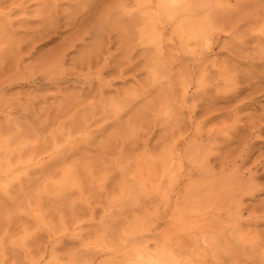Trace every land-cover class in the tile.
<instances>
[{
	"label": "rangeland",
	"instance_id": "1",
	"mask_svg": "<svg viewBox=\"0 0 264 264\" xmlns=\"http://www.w3.org/2000/svg\"><path fill=\"white\" fill-rule=\"evenodd\" d=\"M10 1L11 0L2 1L0 3V11L2 10V5L9 4ZM41 1L43 0H26L24 3L25 7L22 10L11 13L10 16L0 12V31L3 32L1 36L5 34L3 37L5 39L0 37V264H128V262L134 260L137 253H143L148 248L151 249L154 246V241L158 237L153 233L152 220L155 205L154 203L152 204L150 200L151 195L147 193V190L144 191L143 186L137 183L133 177L135 173V171H133L135 170L133 169L135 163L134 156L142 152V144L139 145L141 142L138 140L137 145L127 147L129 150L131 149V153L123 152V154H121L116 146L104 148V152H101V154L99 153L100 151L96 149L98 144L100 145L106 142L105 140L109 138L108 136H110L112 132L114 133L111 135L112 138L118 136L116 133H118V129L121 128H118L117 125H113L114 127L109 126L108 129L107 127L105 128V126L102 127L103 125H108V123L112 124L113 122L110 121L116 119L117 115L113 114L112 110L117 109V105L114 107L111 105L106 107V109H108V107H110L109 109L113 107L111 111H108L109 114H99L95 116L99 117L101 121L98 118L97 120L96 118L90 120V122L94 123H89V125H91L89 128L91 129L88 128V130H90L91 134L90 132L88 133L94 137L88 134L89 141H86V139L82 140L87 135L86 132L80 133L83 131L82 129L80 132L77 131L78 129H73V131L70 129L69 135L73 136L68 137V128H64L66 134L62 135V138L65 137L67 139L66 143L70 141L69 144H72L74 140L78 138L79 141H77L80 143L82 140V142L79 149L75 148L77 152H72L73 154H70V156L67 154V159L62 161V163L54 160V157L59 158L58 155H61L60 152L55 153L56 149H51L52 152H50L51 150L43 152L44 154L42 155L38 154L39 157L33 156L35 153L33 154L31 152L30 147L31 141L35 138L31 140L30 137H35V135L27 138L30 140L28 143L25 141L26 144L24 147V137L22 139L18 137L19 139L17 138L15 140V136H12L15 130L13 129L12 132H8L11 131L13 122L11 118H7L5 114L6 111L13 110L14 107L13 111H17L18 113L22 112V107L24 109L29 106L26 97L32 96L35 93V87L28 78V73L30 72L29 68L35 65L39 60H42L41 58H46L52 54L74 30L72 27L62 25L59 28H55V30L47 29L41 31L40 26L42 27L43 24L42 14L39 12L42 7ZM107 1L109 3V0ZM107 1L104 4H107ZM118 1L123 2L122 0ZM126 1L123 3H126ZM129 1V4H127L128 2L126 3V10L135 12L137 6L131 0ZM132 3L134 5H132ZM229 3L233 4L234 0H230ZM260 3L264 4V1L261 0L259 2V7L264 6ZM110 4H107V6ZM69 5L68 1L63 2L62 8L60 7L61 11L59 10V12L64 14L65 12L63 13V11H71ZM258 9L260 11V8ZM262 11H264V9H262ZM262 11L260 12L262 13ZM261 16L264 17V13H262ZM262 17L259 18L261 20L254 21L255 23L249 21V24L252 22V25L247 24L248 30L250 29V31L246 30V33L249 32L247 38L251 39L248 40L246 38L248 43L246 42V45H244L246 47L244 48V52L243 50L240 52L243 54H241V57H239L240 55L232 56L230 54L228 43L230 42L229 37L231 35L221 32L220 41H218L215 49L211 53L205 51V53L199 55L200 45H197L196 42L191 39L188 40L186 46L183 47V52L187 54L189 58L194 55L196 57L202 56L206 58L204 66L207 68L202 71L198 69L189 71V68L184 70L182 63H179L178 60H174V62L170 64L171 67L167 66L169 60L165 62L163 59L153 65L152 67L155 69V75L161 87H166L168 83H173V91L167 93L165 96V98L169 100L168 102L162 97V105L159 103L158 105H149V107L146 105L145 108L142 104L143 110H141L142 113L138 116L139 118L136 116L133 117L134 115L131 114V111L130 113L128 110V113L123 111L125 107L120 108L122 105H118V111L121 112L122 109L124 113L121 112L123 115L121 116L122 119H120L122 123L124 122L123 126L125 124L126 128H129L128 123L132 125L134 122H138V125L135 123V126L137 125L138 128L142 127L140 125L145 123V125L148 126L146 127L143 124V127L146 128H144L145 130L148 129V131L151 127V129L154 127L156 135L153 134L151 137L149 144L150 149L148 148L147 152L153 150L151 146L155 141L154 138L157 139L159 136L161 137V135L164 136L159 139V143L164 144L181 137L180 134H178V137L176 130H173V133H171L168 127L167 132H169V134L166 137L164 135L166 134V130H163L166 125L170 126V122L173 123V118L177 116V114L182 116L183 113L184 115L182 117H184L185 120L186 133L191 134L194 127L200 132V139H196L191 135L184 139V141L189 144L186 160L191 161L188 165H185H187L191 171L193 169V174L188 176V180L194 187L189 188L188 195L196 200V203L188 202V210L180 211V215L183 214L184 216L181 221L185 220L184 224L187 227L192 226L190 225L191 223H195L193 219H199L198 221H200L202 218L207 216L210 217V211H213L216 206L212 199H210L211 201L209 200L208 203L203 202L201 187L214 185V175L216 177L218 175L219 154L233 155L242 151L244 152L243 156H245L249 151L244 166H253V171L256 176L255 180L259 183L257 187L262 188V190H259L260 192L258 191V193L254 195V199L248 197L245 201L257 202L259 199L264 198V184H262L264 183V59L260 57L264 54V50H262V52L260 51V49L264 48V46H262L264 45V43H262L264 39H260L261 42L259 39H257L258 41L255 40L256 38L264 37V34H262V32H264V23H262L264 22V18ZM245 29L247 28L245 27ZM250 33L252 35H250ZM256 34L257 36H253ZM260 35L262 36L259 37ZM1 40L3 42H1ZM11 40H13L14 43ZM87 40L90 42V39ZM9 41L12 43V46L14 45L17 47L13 46L14 49L12 54V46ZM227 41L229 42L227 43ZM167 43L169 44V41ZM167 43L163 44L164 46L161 48L160 52L172 53L175 59V55L178 53L177 51L179 49L170 44L168 46ZM16 44L22 47V51L16 50L19 49V46ZM115 45L111 47L112 51H114ZM165 45L167 46L165 47ZM255 49L259 50L255 51ZM18 51L19 53L21 52L20 55L17 53ZM14 52H16L17 55L14 54ZM78 54V51H73L70 52L69 56L71 58ZM250 55H252V57ZM253 56L256 57V60ZM12 57L15 59L12 60ZM70 58L65 63L67 66L70 65ZM14 60H18L17 62L19 63L21 62L19 67L16 66L17 62H14ZM25 65L28 68H25V71L23 70L22 72V66ZM19 68L22 69L18 71ZM14 70L16 71V74H14L15 77L12 76ZM138 74V76L136 75L137 78H143V73L140 72ZM169 74L170 76H168ZM180 79L183 80L184 84L190 79L195 85H197L196 81H198V83L200 82L201 85L199 84V86L203 89H200L201 91L199 90V93H202L201 95L203 97L199 94V96L196 97L197 100L195 98L194 100L192 99V101L190 98L187 104H191L182 105L183 107L178 105L180 102H176L173 105L171 102L172 95L177 99V96L182 92L181 85L178 82ZM132 83V79L128 80L129 85ZM114 84V87L120 86L122 88L126 86H123L121 82H116ZM81 89H87V86H82L77 83L74 85L69 84L67 87H62L60 89L55 86H49L46 90L39 89L40 91L38 90L36 92L37 94L40 92L38 97H41V93L48 94V97H46L47 103L51 106L59 105L61 107L62 105L60 104L63 103V97L77 93ZM188 89H190V91L193 90L191 86ZM204 89L205 91H203ZM111 90H108L110 92H106V94L108 93L107 95H110L115 93L113 91L114 89ZM151 98L152 97L148 98L146 103L149 102ZM204 98L207 100L205 101ZM89 99L90 98H88V101ZM203 100L205 104L197 105L198 107L195 108V111H193V113L191 112L194 115V122L191 123L189 118L186 119L190 115V113H188L190 110H187L185 106L192 109V103H200ZM35 103L37 104L38 102L35 100L33 104ZM36 104L34 105L35 108L36 106L38 107L39 103ZM135 106L134 109H139V107H137L139 105ZM140 109L142 108L140 107ZM67 110L69 109L67 108ZM70 113H68V111L67 114L66 112L65 114L62 113L61 118L59 119L58 117L54 119V122L52 119L48 121L46 125L47 129H45L47 133L58 128L61 130L62 126L59 125L60 121H62L61 123L67 122L66 124L68 125V122L70 123L72 118H70V116H72V113L71 115ZM113 115H116V117L114 118ZM75 116H78V114ZM130 116L133 118L130 119ZM141 116L144 118L147 117V120L145 121ZM19 117L20 119L18 118V120L24 122V117ZM140 117L144 120L143 122ZM134 118H138V120ZM61 119L66 120L63 122ZM128 119L130 120L128 121ZM152 122H154V124L151 125ZM163 122H165V124ZM160 123H163V125ZM164 125L165 127H163ZM9 126L12 127L10 128ZM123 126L122 131H124ZM4 127H6V129ZM101 131L105 134L100 133ZM10 133H12V135ZM81 134L85 135L81 136ZM145 136L146 135H144V138ZM209 136L213 137L210 142L208 141ZM10 137H13V140ZM91 137L95 139L93 140ZM62 138L61 140L58 139V142L64 145L66 143L64 140L62 141ZM51 141L47 145H51ZM83 141H86L85 143L88 142L87 145L84 144ZM91 141L92 143L95 142L93 144L94 146ZM6 144L9 147L8 150L2 148V146L6 147ZM32 144H34V140ZM69 144L67 143L66 146H70ZM214 144L220 146V148H218V153H216L217 151H215V149L209 151V148H212ZM82 147L83 149L86 147L84 149L85 152ZM52 154H56L57 157L55 155L52 157ZM214 154L215 156H213ZM30 156L32 161L29 160ZM40 156L44 159H39L40 164H43L45 160L48 161L47 167L50 168H47L46 163H44V170L47 169L46 171L40 169L38 165L39 163L37 161L38 158H41ZM83 156L85 157L83 158ZM47 158H51L54 161ZM205 160L206 162L208 161L209 164H214V171L209 172L211 176L207 175L208 177H212V180L210 178L207 180V176L203 174V169L199 166L200 163ZM127 162H129V164ZM35 163L38 166L35 167ZM55 163L61 164L56 166L57 164ZM70 164H73V166ZM74 164L76 165L74 166ZM26 166H28V168H26ZM197 168L199 171H196ZM25 169H29L27 170L28 172ZM31 169L33 170L31 171ZM215 172L217 174H212ZM214 186H212L211 189H213ZM197 189H199V191ZM212 196H214V191ZM212 196L211 198L214 199L215 196ZM86 202H90L91 204H87ZM86 206L91 207H88L89 211L87 210L88 208L86 209ZM76 221H78V223ZM198 221L196 223H199ZM162 227L168 228L167 225L166 227H164V225ZM248 227L253 231V233L251 231L252 234L258 232L259 236H264V221L255 226L252 224L248 225ZM62 230L66 231L64 232L65 234L63 232V234L61 233ZM67 231L69 232L67 233ZM60 233L61 236L57 237ZM178 233H182V231ZM251 233L250 235H252ZM49 234H52V236L49 237ZM202 234L200 233L198 236ZM39 235L40 237L37 239L36 236ZM262 236L261 238H264ZM158 240L159 238L157 241ZM198 241L200 243V236L198 237ZM262 245H264V242H262ZM187 248L189 247H182V250L185 252ZM122 253L125 255H122Z\"/></svg>",
	"mask_w": 264,
	"mask_h": 264
},
{
	"label": "bare ground",
	"instance_id": "2",
	"mask_svg": "<svg viewBox=\"0 0 264 264\" xmlns=\"http://www.w3.org/2000/svg\"><path fill=\"white\" fill-rule=\"evenodd\" d=\"M2 1L6 0H0V3ZM25 1L26 0H11L9 4H6L7 6L2 5V10L0 12L2 14L10 16L11 13L22 10L25 7ZM65 1H68V3L70 4L69 6L71 8V11H63V13H65L62 14L59 12V10L63 5V2ZM65 1L43 0L41 1L42 4L40 2L42 7L39 12L42 14L43 22L42 27L40 26L41 31L47 29L55 30V28H59L62 25L66 27H72L74 28V30L52 54H50L46 58H41L42 60H39L35 65L29 68L30 72L28 73V78L35 87V93L33 92L34 95L32 96L26 95V100H28L29 106L25 107L24 109L22 107V112H19L21 114H19L17 111H13L14 107L13 110H9V108V111H6L5 114L7 118H11V121L13 122V127L11 126V128L9 126L11 128V131L8 132H12L13 129L15 130L13 135L12 133H10L12 136H15V140L18 137H21V139L24 137V141L22 140L24 142V147L25 144L30 140L27 138L35 135V137H30L31 140L32 138H35L33 139L34 144H32L33 140L31 141V152L33 154L35 153V155H32L37 157L38 154L42 155L44 154L43 152H48L51 149H56L55 153L60 152L61 155H58V153L57 155L59 158L54 157V160H56V162L62 163V161H65V159H67V154H69L70 156V154H73L72 152H77L75 148L79 149V147H81L82 140L86 139L87 141L89 136H93L90 135L91 132L90 130H88L89 126H91L89 125V123H94L90 122V120L94 118H96V120L97 118L100 120L99 117L95 116L99 114L107 115L108 111H111L112 108L117 105V109L112 110L113 114L117 115V117L116 115H113L114 118L116 117L114 121H110L113 123H108V125L106 124L101 126H105V128L107 127L108 129L109 126L117 125L118 128H121L118 129V133H116L118 134V136H114L112 138L111 135L114 134L112 132V134L110 135L111 138L110 136H108L109 138L105 140L106 142L101 143L100 145L98 144L96 149L100 151L99 153L101 154V152H104V148H111L112 146H116L121 154H123V152L131 153V149L129 150L127 149V147H133L137 145L138 140L141 142L139 145L142 144V152L134 156L135 163L133 169L135 170L133 171H135V173L133 172V177L135 178V181H137V183L143 186L144 191L147 190V193H150V200L152 201V204L154 203V205L156 206H154L155 209H153L154 212L152 227L153 233L159 238L158 241V238H156V240L154 241V246L151 249L148 248L143 253H137L134 260L128 262V264H264V245H262V242H264L262 240H264V238H261L262 235L260 234L261 236H259L258 232H254V234H252L253 231L250 230L251 226L248 227V225L252 224L255 226L264 221V198L259 199L257 202L245 201V199L248 197H252V199H254V195L257 194L259 190H262V188L257 187L259 183L257 182V180H255L256 176L255 172L253 171V166H244L249 151L248 154H245V156H243L244 152L242 151L237 152L233 155L219 154L220 159L218 161V175L217 177L214 175L213 178V180L215 179L213 181L215 186L209 185L201 187L203 202L208 203V201L212 199L214 200L216 206L213 211H210V217L204 216L205 218L200 219V221H198L199 219H193L195 223L193 222L190 224L192 226L187 227L184 224L185 220L181 221L184 216L183 214L180 215V211L188 210V202L196 203V200L192 199V196L188 195L189 188L194 187L193 184L188 180V176L193 174V169L191 171L187 167V165L191 161L186 160V154L189 149V144L185 142L184 139L186 137H189L190 135L196 139H200V132L195 127L192 129L191 134L185 132V120L184 117H182L184 115L181 111L182 116L177 114V116H174L173 118V123L170 122V126L166 125L165 127L164 125L163 127L165 128H161L164 131L166 130V134H164L166 137L169 134V132H167L168 127L171 133H173V130H176L177 135L180 134L181 139L176 138L169 143L161 144L159 143V139L164 137L161 135V137L159 136L157 139L154 138L155 141L151 146L153 150L151 149L152 151L147 152L151 137L153 136V134H155L154 127L153 129H151L152 127H149L150 129L148 131V129L145 130L146 128L143 127V124L145 125V123L141 124L140 126L142 127L138 128V122H134V124L132 125L131 123H128L129 128H126L125 124L123 126L124 122L122 123L121 120V116L124 114L123 111L127 112L128 110L129 113L131 111V114L134 115L133 117H138L141 115V110H143V107H145L146 105L148 107L149 105H158V103L162 105V97L165 98L167 93H171L173 91V83H168L166 87H161V85L159 84V81L157 80L155 75V69H153L152 67L158 61L163 59V61L166 62L167 60H169L167 66H170V64H172L174 60H178L179 63H182L184 70H187L189 68V71H195V69L202 71L207 68L206 66H204V62L206 61L205 57H196L194 55L193 57L189 58L187 54L183 52V47L186 46L188 40H194L197 45H200L199 55H202L203 53H205V51L211 53L215 49L218 41H220L221 32L229 33V35H231L229 37L230 42L227 41V43L229 42V52L232 56L240 55L239 57H241L242 53L240 52L242 50L244 52V48H246L244 45H246L248 39L247 36L249 34L248 31H250V29L248 30L247 26L250 24L252 25V22L254 21L256 22L258 20H261L259 18L262 17L261 14L264 13V11H262V9H264V6L259 7V2L261 0H234L233 4L229 3L230 0H131L137 6V10L135 12H129L126 10V5L130 2L129 0H122L123 2H128L127 4L118 0H109V3L107 0ZM106 1L107 4H110V2L111 4L107 6V4H104L106 3ZM133 3L132 5H134ZM257 7L260 8V11H262V13ZM249 21L252 22L249 24ZM245 27L247 29H245ZM246 30H248V33H246ZM2 33L3 32H1L0 37L3 38L5 34L1 36ZM262 34H264V32H262ZM250 35L252 34L250 33ZM253 36H257V34ZM261 36L262 35H260L259 37ZM87 39H90V42H88ZM257 39H259V41L261 42L260 39H264V37L256 38L255 40ZM2 40L1 42H3ZM11 41L13 42V40ZM166 41H169V44L171 46L173 45L175 47H178L179 50L175 55V59L172 53L160 52L161 48L164 46L163 44L167 43ZM10 44L12 46L11 42ZM169 44L167 43L168 46ZM114 45L115 48L114 51H112L111 47ZM167 45H165V47ZM259 45L258 48L260 47ZM13 46L11 47V54L14 47H16ZM17 46H19V49L16 50L22 51V47H20V45ZM256 50L257 49H255V51ZM262 50H264V48L260 49L261 52ZM19 51L17 53H19ZM73 51H78L79 54L70 58L69 54ZM14 54H16V52H14ZM20 54L21 52L19 53V55ZM250 56L252 57V55ZM260 57L261 59H264V54H262V56ZM69 58L71 59V62L70 65L67 66L65 63ZM253 58H255L256 60V57L253 56ZM13 59L15 58L12 57V60ZM18 60H14V62H17ZM20 64L21 62H17L16 66L19 67ZM22 68H19L18 71L22 69L23 72V70L28 67H26L25 65L22 66ZM15 72L16 71L14 70L12 75L13 77H15ZM140 72L144 74L143 78H137V76L139 75L138 73ZM168 76H170V74ZM130 79L133 80V83L129 85L128 80ZM116 82H121L123 86H126L122 88L120 86V88L117 86L114 87V83ZM178 82L181 85L182 92L177 96V99H175L172 95V104L174 105L176 102H180L178 103V105H181V107H183L182 105H190L191 103L187 104V101H189L188 99L190 98L191 100H194L197 96H199V90L201 89L199 84L201 85V83H198V81H196L197 85H195L191 79L185 84L181 79L178 80ZM76 83L82 86H87V89H81L77 93L63 97V103L60 104L62 105L61 107L59 105H49L46 98L48 97V94L41 93V97H38V94L40 92L38 94L36 92L39 89L46 90L49 86H55L56 88L60 89L62 87H67L69 84L74 85ZM190 86L191 88H193L192 91L188 89ZM111 89H114L113 91L115 93L113 92L114 94L107 95L108 93L106 94V92H110L108 90ZM203 91H205V89ZM87 97L90 98V102L88 101ZM150 97L152 98L149 100V102L146 103L147 99ZM35 100L39 103H37L38 107L36 106V108L34 107L36 103L33 104ZM164 100H166L167 102L169 101L167 98H165ZM206 100L207 99H205V101ZM196 102L192 103L194 109L185 106V108L187 107V110H190V112H188L190 113V115L188 114L189 117H187L186 119L189 118L191 123L194 122V115L192 113L193 111H195V108L198 107L197 105H203V103L205 104L204 100L200 103ZM139 103L141 104V106ZM142 104L144 105L143 107ZM109 105L113 107L111 109H109L110 107L106 109V107ZM118 105H122L120 106V108L125 107V110L122 111L121 109V112L123 114L118 111ZM135 105H139L137 106L139 107V109H134L136 107ZM140 107L142 109H140ZM67 108L69 110H67ZM65 110H67L68 113H72V116H70V118L72 117L71 122H68L67 125V122L61 123L62 121H60L59 125L62 126L61 130L60 128H58L47 133L45 129H47L46 125L48 124V121L52 119L54 122V119L58 117L60 119L62 113L65 114L66 112L67 114V111ZM76 114H78V116H75ZM19 116L24 117V122H20L18 120V118L20 119ZM133 117L130 116V119ZM138 118L134 119L138 120ZM146 118L147 117L144 118L145 121L147 120ZM130 119H128V121ZM65 120L66 119H64L63 122H65ZM143 121L144 120L142 119V122ZM135 123L137 124L136 126ZM163 123L165 124V122ZM163 123L160 124L163 125ZM152 124H154V122H152L151 125ZM66 125L69 127H67ZM121 125L124 127V131H122L123 128ZM6 127L4 128L6 129ZM65 127L68 128L67 131H69V133L67 134L68 137L73 136L69 135L71 130L73 131V129H78L77 131L80 132L82 129L83 131H81L80 133L86 132L87 135L85 137L87 138L84 137L80 143L78 142L79 138L75 139L72 143L73 145L69 144L70 141L68 140L69 142L67 143L70 146H66L67 139L65 137L62 138V135L66 134L64 132ZM88 132H90V134ZM102 132L103 131H101L100 133ZM84 135L81 134V136ZM144 135H146L145 138ZM60 136L62 138V141L64 140V142L66 143L64 144L65 146L62 145V143L58 142V139L61 140ZM91 139L93 138L91 137ZM212 139L213 137H208L209 142ZM50 141L52 144L47 145ZM85 142L84 144L87 145L88 142ZM94 143L95 142H93L92 145ZM2 148H5L4 150H8L9 147L6 144V147L2 146ZM218 148H220V146L214 144L212 148H209V151L215 149V151H217L216 153H218ZM52 150L50 152H52ZM54 155L56 156V154ZM54 155L52 154L51 156L53 157ZM213 156H215V154ZM84 157L85 156H83V158ZM30 158L29 160L32 161V158ZM39 159L41 160L42 157L38 158V163ZM47 159L50 160L51 158ZM47 162L48 161L46 160L44 162L46 163V167L48 166ZM44 163L38 164L40 166V169L42 170H44L45 168ZM61 163L55 164H57L56 166H59V164ZM127 163L129 164V162ZM38 165L36 164L35 167ZM75 165L76 164H74V166ZM28 166H26V168H28ZM71 166H73V164ZM199 166L201 167V169H203V174L206 176H211V173L209 172L214 171V164H209L208 161L206 162V160L200 163ZM33 169H31V171ZM196 171H199V169L197 168ZM217 173L215 172L212 174ZM208 176L207 180H209V178H212ZM212 186H214L213 189H211ZM197 190L199 191V189ZM213 191L215 197L212 196ZM211 196L214 197V199L211 198ZM86 203L88 204L90 202ZM88 207L86 206V209ZM89 208L87 209L88 211ZM197 221L199 223H196ZM76 222L78 223V221ZM163 225L164 227H166L167 225L168 228H163ZM179 231H182V233H178ZM62 232L64 233L66 231L62 230L61 233ZM68 232L69 231H67V233ZM61 233L60 235L58 234L57 237L61 236ZM200 233L203 234L199 235L201 238V241L199 243L198 234ZM250 233L252 235H250ZM51 236L52 234H49V237ZM36 237L38 239L40 235ZM54 238L56 239V237ZM182 247L189 248H187L188 250L185 249L184 252L182 250ZM123 254L124 253H122V255Z\"/></svg>",
	"mask_w": 264,
	"mask_h": 264
}]
</instances>
